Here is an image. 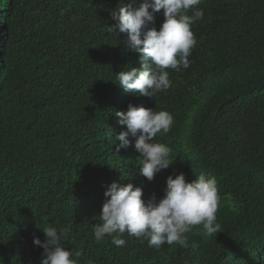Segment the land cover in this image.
<instances>
[{"label": "trees", "instance_id": "obj_1", "mask_svg": "<svg viewBox=\"0 0 264 264\" xmlns=\"http://www.w3.org/2000/svg\"><path fill=\"white\" fill-rule=\"evenodd\" d=\"M128 2L0 0V264H40L33 238L68 225L64 248L81 252L79 264H264V0H201L190 67L167 69L170 88L151 98L124 91L115 75L142 66L127 34L107 29ZM163 22L161 10L148 28ZM130 103L174 118L153 141L173 163L151 182L134 140L116 151L127 130L116 113ZM181 173L216 179L220 233L194 226L195 250H157L127 233L123 247L107 234L96 242L111 183L141 187L147 203Z\"/></svg>", "mask_w": 264, "mask_h": 264}, {"label": "clouds", "instance_id": "obj_2", "mask_svg": "<svg viewBox=\"0 0 264 264\" xmlns=\"http://www.w3.org/2000/svg\"><path fill=\"white\" fill-rule=\"evenodd\" d=\"M200 3L201 0H129L111 12L116 23L107 29L116 34H127L128 49L139 54L142 65L140 69L129 68L115 74L120 88L151 98L170 88L167 69L180 71L190 67L188 58L196 44L191 26L204 16L203 9L197 7ZM161 10L164 22L159 31L148 28ZM189 10L192 14H185ZM144 29L147 30L142 31ZM116 115L118 123L127 129L116 137L119 141L116 151L129 147L134 140L140 157L138 172L151 182L155 174L173 163L171 149L164 143L153 142L158 133L170 131L174 122L172 114L130 103L126 111ZM142 196V188L131 183L113 182L107 187L100 223L92 227L97 243L107 234L113 245L123 247L126 241L122 235L127 233L147 240L149 246L157 250L164 244L191 246L195 250L198 244L189 245L186 235L194 226L202 225L199 231L207 236L221 232L217 220L220 196L214 177L207 178L200 173L192 182H186L183 173L175 178L169 175L162 199L157 200L153 195L145 203ZM42 231L43 242L38 237L33 238V244L43 249L40 264H79L81 252L64 248L71 225L60 229L46 226Z\"/></svg>", "mask_w": 264, "mask_h": 264}]
</instances>
